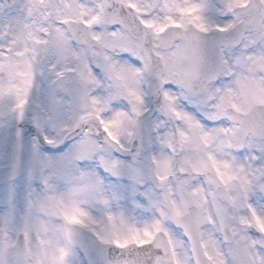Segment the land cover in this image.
I'll use <instances>...</instances> for the list:
<instances>
[{
    "label": "snow or ice",
    "instance_id": "obj_1",
    "mask_svg": "<svg viewBox=\"0 0 264 264\" xmlns=\"http://www.w3.org/2000/svg\"><path fill=\"white\" fill-rule=\"evenodd\" d=\"M0 264H264V0H0Z\"/></svg>",
    "mask_w": 264,
    "mask_h": 264
}]
</instances>
